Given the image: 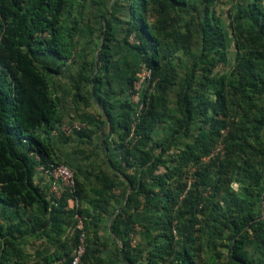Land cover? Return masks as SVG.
<instances>
[{"label":"trees","instance_id":"obj_1","mask_svg":"<svg viewBox=\"0 0 264 264\" xmlns=\"http://www.w3.org/2000/svg\"><path fill=\"white\" fill-rule=\"evenodd\" d=\"M87 3L0 0V264H70L81 232V263L105 264L101 229L112 215L110 231L118 233L126 264H199L205 245L211 251L226 246L224 264H264L261 0H242L229 11L236 55L223 73L215 72L227 62V43L214 0H114L101 14L93 61L84 58L75 71L73 102L86 106L93 98L102 113L80 112L86 125L65 134L51 77L74 57ZM187 7L193 14L183 21ZM116 21L140 58L128 77L131 92L141 64L150 70L139 112L131 101L116 104L113 91L101 90L113 61ZM195 37L199 49L171 105L179 53L189 55ZM47 55L59 62L40 59ZM170 116L174 130L157 137L159 124ZM195 120L199 128L191 138ZM90 124L107 126L108 136L118 131V164L108 158L109 168L83 170L57 155L54 132L64 143L72 135L89 142ZM180 137L187 141L171 151ZM219 145L222 151L215 152ZM76 151L83 159L91 156ZM49 164L72 168L73 190L61 187L55 194L46 179L38 182V166ZM140 211L156 215L144 224L136 218ZM137 226L155 230L146 247L132 244ZM32 235L40 243L28 252L23 244ZM250 244L255 255L248 253Z\"/></svg>","mask_w":264,"mask_h":264},{"label":"rangeland","instance_id":"obj_2","mask_svg":"<svg viewBox=\"0 0 264 264\" xmlns=\"http://www.w3.org/2000/svg\"><path fill=\"white\" fill-rule=\"evenodd\" d=\"M104 1L107 4V8L110 7L114 2V0H88L87 7H86V14H85L83 22L81 23V27H80L78 35H77V42H76L77 46H76V51L74 53V57L70 61L71 63L67 67V70L63 71L64 73L62 72L60 75H53L51 77L52 83H53V91H54V94L56 96L58 94V89L55 85H57V81L60 80V78H63L66 81L70 80L72 78H76L75 77V71L78 68V64L80 62H82L84 58H87V60L89 62L93 61V57L96 54V48H97L96 42H98V38H99L98 37L99 36L98 31L100 28V20H101L100 14H103V12L106 10L104 7H102L103 12H100L98 10V8L100 6L99 3L104 2ZM240 1H242V0H214L213 8L216 11V13L221 16V18L223 20V25L225 27L226 43H227V50H226L227 62L225 64H222V63L219 64L215 68L216 73H223V72L228 71L234 63V59H235V55H236V48L234 45V38H233V35L231 32V27L229 25L228 13L231 9H234V7H236L238 2H240ZM261 3L264 6V0H261ZM192 14H193V11L191 9H189V7H187L185 9V11L183 12V21L188 20L192 16ZM87 36H90L92 41H89L88 38L86 39ZM90 42H92V43H90ZM198 49H199V39H198V37H195L193 51L189 55H183V54L179 53L180 63H179V75H178V79H177V84L174 85L169 91V100H170L171 105L173 104V102L176 98V92L180 89V87L183 84V81H184L185 75H186V71H187L188 66H189L190 59L195 55V53L198 51ZM85 56H87V57H85ZM40 59L47 61L52 66L59 62L56 57L51 56V55L41 57ZM64 68L65 67H63V69ZM101 90L104 91L102 88H101ZM133 94H135V93L133 92ZM175 126H176L175 117L174 116L168 117L164 123L159 124L158 129L156 130L157 137H159V138L167 137L174 130ZM198 128H199V122L195 120V122L193 123L192 129H191V132H190L191 138L198 132ZM72 137L76 138L77 136L73 135ZM53 141H55V144L57 147V149L55 150L56 153L60 152L61 155H66L67 158H69V157L72 158V159H70V161H67L63 157L59 156L60 158H62V160H65L66 162H68L69 166H80V164L79 165L77 164L79 158L73 152L74 149L78 148V146H79V144H77V140L70 139L66 143L62 142L63 143L62 145L58 144L56 138H54ZM186 141H187V139L184 137L178 138L175 141V144L173 145L171 151H173L176 148L182 147ZM79 148H82V149L85 148L84 150L87 151V153H89V151L91 150V148L86 147V146L85 147L82 146ZM221 151H222V148H221V145H219L216 148L215 152H221ZM97 159H98L97 156L94 159H93V157H92V159H90V158L85 159V163H84L85 170H90V169L96 168L92 163L96 162ZM43 177L44 176H42V175H40L39 177L37 176L39 183H41V179H44ZM51 181L52 180L50 178H48L46 184L51 183ZM233 186H234V188H236L237 184L234 183ZM48 191L54 193V190L51 189V185H50V188L48 189ZM115 193L119 194V190H116ZM120 202L121 201L119 198L118 201L115 203V205L116 206L120 205ZM155 215H156V212H154V211H143V213L140 211V212H137L136 218L141 223L148 224L155 217ZM112 217H113V215L111 216V219H112ZM108 220H110V218H108ZM108 220H107V222H108ZM3 223H4V219L0 216V227L3 225ZM106 224L107 223H105V225ZM77 226H78V228H81V222L80 221H78ZM2 230H3V228H2ZM72 231H73V227H69L65 230V232H67L68 236H70L72 234ZM154 233H155V230H153V229L146 230L143 226H137L135 231L132 233V238H133L132 244L133 245H135V244L143 245L144 247H146L149 239L151 238V236ZM79 237H80V235H79ZM84 239H85V233H84ZM39 243H40V240L36 239L32 235V236L27 237V240H26L25 244H23V246H24V249L26 251L30 252V251L35 250V248L38 246ZM118 243L120 244V239L118 240ZM1 245H2V239L0 236V247H1ZM74 248L75 247H73V250H74ZM247 250H248L249 254L255 255L254 249H253V244H250L247 247ZM215 252H217V254ZM218 252H220V253H218ZM72 253H73V251H72ZM199 254H200L199 255V264H224L225 259H226V254H227V247L226 246H219V247H217L216 251H211L205 245L202 247Z\"/></svg>","mask_w":264,"mask_h":264},{"label":"crops","instance_id":"obj_3","mask_svg":"<svg viewBox=\"0 0 264 264\" xmlns=\"http://www.w3.org/2000/svg\"><path fill=\"white\" fill-rule=\"evenodd\" d=\"M99 5L100 6L98 10L100 12H103L102 7H104L105 9L107 8V4L105 3V1L100 2ZM120 27L122 26L116 21V26H115L116 41L112 43L113 61L110 70L108 72V76H106V78L103 79V85L101 86V88L105 91L106 90L113 91V94L110 96V100L116 104L123 102L125 100H129L132 103H134L135 96L133 92H131L132 87L128 82V77L132 70L138 68L140 64V58L137 52L134 51V49L128 43L125 42L124 32L121 30ZM87 38L89 41H92L90 36H87L86 39ZM70 63L71 62L67 63L64 66L65 68L62 70V72L67 70V67L70 65ZM67 81L63 78H60V80L57 81V85H55L58 89L57 96L59 98L60 112L62 115L61 124L65 123L68 125H72L79 123L82 124V126H85L86 124L81 122L79 119V113L87 112L94 115L98 113H102L100 108L101 104L99 105L96 102V100L93 98L90 99L89 104L86 106L81 102L75 104V102H73V93H74V85L77 83V80L75 78H72ZM103 118L104 117H102V119ZM88 126L94 127V134L89 142L83 141L79 137L76 138L70 137V139L77 140V144H79L78 148L75 149L73 148L74 149L73 152L79 158L77 164L78 165L80 164V166L77 167H80L83 170H85V166H84L85 159H83L82 156L78 154L76 151V150L85 151L84 150L85 148L83 149L79 148L82 146L91 148V150L89 151L91 153V156L89 157L90 159H92V157L94 159L97 156L98 158L96 160L97 163L96 162L92 163L95 167L99 166V167L109 168L108 158H110L112 161L118 164L120 161V157L118 155L115 146V140L117 139L118 131H114L110 136H108L109 129L107 126L104 125L93 126L91 124ZM54 138H56L58 144L62 145L63 143L62 141L59 140L56 132H54L52 135V144L54 146V149L56 150L57 147L55 141H53ZM57 155L63 157L67 161H70V159H72L70 157L67 158L66 155H61L60 152L57 153ZM37 175L38 177L40 175L44 176L40 171H38ZM43 178L44 180L48 179L46 176H44ZM115 203L114 206L116 207ZM117 211H115V213ZM110 222H111V218L110 220H108L106 225H103V228L101 229L102 230L101 236L105 243V246L103 247V251H102V255L105 259V264H126V262L122 260L120 254L121 240L119 244L118 243L119 237L117 235L118 233L116 231L114 232L110 231Z\"/></svg>","mask_w":264,"mask_h":264},{"label":"built area","instance_id":"obj_4","mask_svg":"<svg viewBox=\"0 0 264 264\" xmlns=\"http://www.w3.org/2000/svg\"><path fill=\"white\" fill-rule=\"evenodd\" d=\"M150 81V70L147 69L143 64L140 66L139 78L134 82L133 88L134 91V105L137 109V112L142 108L143 101H142V91L144 90L145 86ZM82 126V124H72L68 125L62 123L60 125L61 130L65 134H69L73 129H78ZM44 176L50 178L51 181V189L54 190L55 194L59 193V189L61 187H68L73 190L75 185V179L73 175V171L65 164H49V166L40 165L37 168ZM85 248V239L84 233L80 234L79 242L75 246L70 264H81V257L84 253Z\"/></svg>","mask_w":264,"mask_h":264}]
</instances>
